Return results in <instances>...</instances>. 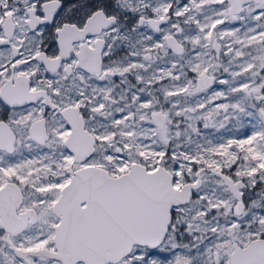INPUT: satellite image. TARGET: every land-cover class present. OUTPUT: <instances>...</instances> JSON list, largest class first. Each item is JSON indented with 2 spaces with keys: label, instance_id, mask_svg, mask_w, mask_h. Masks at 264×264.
Segmentation results:
<instances>
[{
  "label": "snow or ice",
  "instance_id": "obj_1",
  "mask_svg": "<svg viewBox=\"0 0 264 264\" xmlns=\"http://www.w3.org/2000/svg\"><path fill=\"white\" fill-rule=\"evenodd\" d=\"M0 264H264V0H0Z\"/></svg>",
  "mask_w": 264,
  "mask_h": 264
}]
</instances>
